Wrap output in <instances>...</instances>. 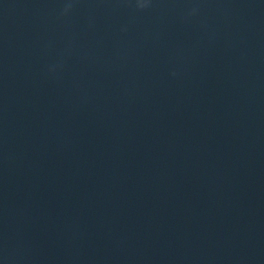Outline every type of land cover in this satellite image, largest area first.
<instances>
[{"label": "water", "instance_id": "1", "mask_svg": "<svg viewBox=\"0 0 264 264\" xmlns=\"http://www.w3.org/2000/svg\"><path fill=\"white\" fill-rule=\"evenodd\" d=\"M0 264H264V0H0Z\"/></svg>", "mask_w": 264, "mask_h": 264}]
</instances>
